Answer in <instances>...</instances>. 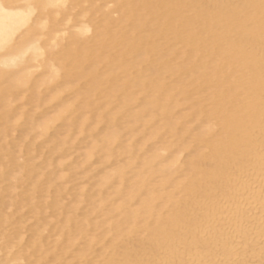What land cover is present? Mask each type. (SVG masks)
Returning a JSON list of instances; mask_svg holds the SVG:
<instances>
[{
  "label": "bare ground",
  "instance_id": "bare-ground-1",
  "mask_svg": "<svg viewBox=\"0 0 264 264\" xmlns=\"http://www.w3.org/2000/svg\"><path fill=\"white\" fill-rule=\"evenodd\" d=\"M51 13L55 20L80 16L82 21L75 31L60 29L44 43ZM44 106L43 111L55 108L53 115L39 113ZM123 110L131 135L133 124L149 126L148 116L159 117L161 124L134 148L132 142L122 146L120 153L129 160L117 171L118 190L109 192L117 195L115 203L107 199L111 207L106 196L110 207L101 202L110 209L111 226L99 235L102 251L90 262L97 252V240L90 239V228L97 229V222H90L94 217L66 216L74 227L67 236L66 228L63 248L57 241L55 251H48L53 241L42 249L46 224L36 230L31 248L41 259L46 249L50 263L39 260L68 264L64 260L74 255L75 264H84L94 252L85 264H251L256 258L264 264L259 242L264 239V0H0L1 164L11 152L9 142L3 143L19 122L25 124L20 140L31 133L45 137L60 123L67 135L56 145L65 146L76 134L92 137L91 126L116 124ZM39 115L44 117L37 120ZM161 130L171 141L140 160ZM118 139V133L105 132L87 156L101 149L108 160ZM12 151L14 165L23 167L19 152ZM138 162L125 190L127 174ZM20 169L12 179L23 180ZM109 177L102 178L101 189ZM76 241L85 246L70 255L67 249H75ZM21 263L17 256L13 262L0 256V264Z\"/></svg>",
  "mask_w": 264,
  "mask_h": 264
},
{
  "label": "rangeland",
  "instance_id": "rangeland-1",
  "mask_svg": "<svg viewBox=\"0 0 264 264\" xmlns=\"http://www.w3.org/2000/svg\"><path fill=\"white\" fill-rule=\"evenodd\" d=\"M207 3H209V2H207ZM87 5H89V4H86V6ZM109 6H111V5H109ZM54 16H55L54 13L47 15L48 26L43 31V34H42V41L44 43H47L49 41V39L52 37V35L54 33H56L57 31H59L60 29L65 30V32L67 34L71 31H75L76 30V29H74L75 26L78 25L82 21L80 16H76V17L71 16V18L69 16H60L59 17L60 20H55ZM69 18H70V21L67 23L68 25L66 24V26H65L64 24L66 23L67 19H69ZM41 76L42 75H39V77H41ZM29 92H31V90H29ZM45 107L46 106H44L43 108L38 110V112L43 111V109H45ZM56 107H60V104H57ZM46 111L50 112L49 115H53L52 113L55 111V108H50ZM46 111H43V112L45 113ZM122 112L124 113V116L122 119L117 121L116 124L111 125L108 122H104V123L100 124L99 126H97V128L95 126H91V130H94L92 137L77 135L75 133L76 135L71 140V143H69L65 146L56 145L59 138H62V137L67 135V133L65 132L66 127H63L62 125H60V123H56L55 125L53 124L51 126L53 129L54 128L55 129L54 130H52V128L49 129L51 132L48 131V134H50V135L47 134L45 137L44 136L39 137L38 135H36L37 137L34 138L33 135H35V134L31 133V135H29L26 139L20 140L19 138L21 137L20 135L23 133L22 130L25 128V124H24V122H19L17 127H15L16 129L14 128L13 132H12V134L14 133L15 135L13 136L12 134H10L9 136H11V137H7L9 139L6 138L5 142H4V140L2 141V143L4 142L3 144H5V143L7 144L6 141H8L10 143V144L8 143L6 145V147H7L6 149L9 150V148H11L12 153H13L12 149L15 150L14 152H17V151L19 152V153H16V155H19L18 163L20 165H24L23 167H19V166L17 167L14 165L13 154L12 155L10 154L11 153V152H9L10 150L7 152L8 154L6 153L7 156H5L4 161H2L3 163L1 164V162H0V173L2 174V175L0 174V193H1L0 194V196H1L0 197V203L2 202L0 204V205H2V206H0V211H2V213L0 212V219L2 216H3L2 218H5L4 216H7V217H10L8 219H11L9 223H8L7 219L5 220V222L7 221V224L4 221L0 220V247H1L0 249L2 250V253H0V256L2 259H6V260H9L10 262H13V258L15 256H17L18 258L22 259L21 264H30L31 259H32L31 264H33V261L36 259H38V261H40V260L43 261L45 259L44 261H46L47 258H44L45 253L47 254L48 251H51V252L55 251L54 249H56V246H55L56 242L58 241L59 243H61V241H63L64 238H66L68 233H70V234L72 233V230L70 227L73 228L74 226L71 223H70L71 224L70 225L67 222L66 216H69L70 219L72 217L76 216L77 218L74 217L73 219L76 218L77 220L79 219L80 221L84 220L87 217H89V219H90V216H91V219H92V217H94V219L90 220V222L91 223L97 222L96 223L97 229L95 227L94 228L95 231H93L92 230L93 227L91 226L92 228H90V225H89L88 228L91 229V230L90 229L89 230L93 232V233L90 232V234L92 233L93 235H90L91 238L90 237L89 238L91 239V241H93V238H95L97 240L96 241L94 239V241H96V243L92 242L93 246L95 247V250L97 249L96 250L97 252L96 251H95L96 253L93 252L94 253L93 258L91 257L93 253H91V256L89 255L88 259L84 261V264L87 263L86 261H88L90 257L93 259L92 260L90 258V262H93L95 260V256L98 255L102 251L99 249L100 243L98 242L100 240L99 237L102 236L101 235V233L103 232L102 230L106 231L109 229V227H111L109 225V223H107L108 222V218H107L108 215L106 216V214H108L109 210H110L109 208L107 209L106 206L112 201V196H113L112 194L110 195L109 192L113 191V193H114V191H115L114 188H116V190H118L117 188L120 184L119 183L120 179L117 177V171L123 164H125L129 160V158H127L125 155H122L120 153L122 146L132 142L134 144V145L132 144L133 148H134L135 145H139L144 139H146V138L148 139L151 136V132L154 131L155 129L159 128L160 124H161V120L157 119L159 117L148 116V119L150 121L149 122L150 124H148L149 126L143 127L140 122H138L136 124L132 123L133 126H131L130 129H132V128H135V129H133V135H131V133L129 132V129L126 126V122H125L127 111L123 110ZM90 115H92V114H90ZM43 117L44 116L39 115L37 117L38 118L37 120H39V119L41 120ZM15 130L17 132H14ZM28 131L30 132V129ZM112 131L118 133V135H119V139L115 143L116 148H115V151L113 152L112 156L108 160H106L105 156L103 155V151H101V149H98L99 152L97 150V153H95L91 158H89L87 156V152L89 149L88 147L94 141L95 142L99 141L103 137V134L105 132H112ZM73 133L74 132L71 131L68 134L70 135ZM51 135H52V137H51ZM17 137H19V138L17 139ZM47 137L49 138L48 140L45 139ZM169 141H171L170 135L167 133V131L161 130L159 136L151 139L148 142V145H146L145 150L142 151V153L140 152L141 154L139 153L141 156L140 160L147 158L148 156L152 155V153H154V152L162 151L164 149L165 145L168 144ZM18 142L21 143L20 148H23V149H20V148L18 149V147L16 146L18 144ZM100 142H101V140H100ZM100 142H98L99 146L102 145L101 144L102 142L101 143ZM33 144H35L36 146L34 147ZM32 146H33V148H35V149L38 148V149L35 150L32 148ZM30 147H31V149H30ZM24 148H26V149L24 150ZM22 150L24 152H22ZM30 150H31V152H30ZM27 151L30 153L27 154ZM20 152H21V154L23 153V156L20 155ZM32 152H35V154H33ZM173 152L171 151L172 155H173ZM168 153H170V152H168ZM30 155H32L33 157H30ZM166 155H167V158L168 157L170 158V156H168L167 153L166 154L164 153L163 157ZM185 158H186V155L182 157L181 162H184ZM164 159H166V157H164ZM139 165H140V163L138 162L136 167H133L131 170H129V172L127 174L128 178H126L124 181L125 182V185H124L125 190H128L131 187L129 183L131 182V180H133L134 175H135V171L140 169ZM1 166L4 168H2ZM19 168H21L20 170H23L26 173V174L24 173L25 176H23V178H22L23 182L17 181L15 179L11 178L12 175L17 174V172H19L18 171ZM3 172H5V173H3ZM27 173H28V175H27ZM106 176H110L111 178L109 177L108 181L106 182V185H103L104 188L101 189L100 187H102V186H99L100 181L102 180L103 177H106ZM14 182H15V184H14ZM52 185H53V187H50ZM98 186L101 189V191L100 190L98 191ZM49 187H50V189L48 190ZM13 188H15L14 189L15 195L13 193V196H11V195H9V191L13 190ZM53 188H54V190H53ZM120 188H122V187H120ZM29 189L33 190L32 191L33 196H30L31 191ZM35 189H36V191H35ZM58 190H60V191H58ZM102 190L106 191L111 197H109L107 195V193L103 195L104 191L102 192ZM47 191H48V193H47ZM100 192H102V193H100ZM49 194H51V195H49ZM103 196L104 197L106 196L105 200L108 199L111 201L107 200L108 204L105 203ZM116 196L117 195H115V197ZM115 197L113 196V199ZM101 202L105 203L106 206L103 203H102L103 205H101ZM59 203L62 204V206L58 205ZM112 203H115V202L112 201ZM5 205H6V207H5ZM8 205H9V207H8ZM75 205L78 207L76 208ZM109 205L111 206V203ZM136 205H137V203H136ZM74 206H75L76 210H73V209H75ZM8 208H9V210H7ZM95 208H97V210ZM2 209H4V210H2ZM75 211H76V213H75ZM8 213H10V214H8ZM9 215H11V216H9ZM38 215H41V217ZM105 218H107V219L104 220ZM121 218H122V216H119V219H121ZM77 220H75V221H77ZM22 221L23 222L25 221V222L23 223ZM102 221L104 223H101ZM109 222H110V220H109ZM25 223H26V225H25ZM106 223H107V225H105ZM43 224L44 225L46 224L47 227H46V225L44 226ZM99 224H101V225L104 224V226H101ZM42 225L44 226V228L42 227ZM67 225H69V226H67ZM42 228H43V230H42ZM60 228H63V229H60ZM66 228L70 229L71 232H67ZM44 229H47V230L45 231ZM36 230H42L43 233H45L44 235L45 236L47 235L46 237L43 234L41 236V237H43V239L42 238L41 239L46 242V243L43 242L46 245L43 244L44 247L42 249L46 248L48 250L49 242L53 243V241H54V244L50 245L52 248L51 250H50V248L48 251H46V249L43 250V251H45L44 255H42V256H44V257H42L43 259L39 258L40 254L36 255L37 253L35 254L33 252L35 250H33L31 248V245H30L32 241H35L34 236L37 233ZM105 231H104V233H106ZM64 232H67L66 236H65ZM61 233H62V235L64 233L65 237L60 235L63 237V239L61 237H59V234H61ZM104 233H102V234H104ZM108 236H110V235H108ZM19 237H23V238H21V240H19ZM80 238L83 239V237L79 236L77 241ZM39 239L38 240L36 239L38 241L37 243H40V242L42 243V241H39ZM59 239H60V241H59ZM81 239H80V241L84 240V239L83 240H81ZM108 239H110V238H107V240ZM107 240L104 241V243L107 245L106 249H108V247L110 246V244H108V241L110 242V240H108V241ZM84 241H86V239ZM261 241L263 243L264 239L259 240L260 244L262 245ZM83 242H81L82 245H80L77 242V245H75V247H74L77 250L72 249V248L69 250V248H68L67 252L70 255L76 253V251H78L79 248H81V247L83 248L85 246V244H84L85 242L84 243ZM47 244H48V247H47ZM61 244H62V246H59ZM61 244H58V246L63 248V246L65 247L66 243H61ZM78 246H81V247H78ZM76 247H78V248H76ZM110 247H109V249L111 250ZM109 249L107 250L108 251L107 253L110 252ZM74 250H75V252H74ZM30 251H32V252H30ZM40 252H41V254H43L42 251H40ZM253 252H252V250H250L247 253L251 254ZM28 254H31V255L28 256ZM49 254H50V252H49ZM70 255H67L65 258H67ZM105 256H108V254H105ZM33 257H35L36 259L33 260ZM24 258H26V259H24ZM256 259H257V261H256ZM256 259L254 261L252 260V262H249V263L259 264L258 258H256ZM38 261H37L38 264H45L46 262H48V260L45 263L42 261H40V262H38ZM49 261H50V259H49ZM64 261L68 264L70 262H72V264L73 263L75 264V262L77 263V260H75L74 255L68 257V259H67L68 262L66 260H64ZM249 261H251V260H249ZM48 263H50V262H48ZM60 263L61 262H58V261H56V262L54 261V263L51 261V264H60ZM81 263H83V262H81ZM81 263H78V264H81ZM34 264H35V262H34ZM225 264H227V263H225Z\"/></svg>",
  "mask_w": 264,
  "mask_h": 264
}]
</instances>
